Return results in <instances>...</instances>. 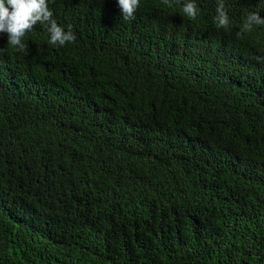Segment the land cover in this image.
<instances>
[{"label": "trees", "instance_id": "obj_1", "mask_svg": "<svg viewBox=\"0 0 264 264\" xmlns=\"http://www.w3.org/2000/svg\"><path fill=\"white\" fill-rule=\"evenodd\" d=\"M49 0L0 34V264H264V0ZM170 5V6H169Z\"/></svg>", "mask_w": 264, "mask_h": 264}, {"label": "clouds", "instance_id": "obj_2", "mask_svg": "<svg viewBox=\"0 0 264 264\" xmlns=\"http://www.w3.org/2000/svg\"><path fill=\"white\" fill-rule=\"evenodd\" d=\"M117 2L122 18L125 21L134 20L141 7L140 0H117ZM164 2L167 4L168 0ZM182 12L191 20H195L199 14L195 0H188L184 3ZM214 21L217 28L228 29L230 26L231 20L224 0H217ZM37 24L46 27L50 34L48 43L52 46L61 47L76 40L71 26L66 31L53 19L49 0H0V34H7L8 45L12 48L23 51L26 47L25 37L33 31ZM261 25H264V17L258 12H250L236 35L242 38L245 33L251 32L254 26ZM3 52L4 48L0 47V54Z\"/></svg>", "mask_w": 264, "mask_h": 264}]
</instances>
